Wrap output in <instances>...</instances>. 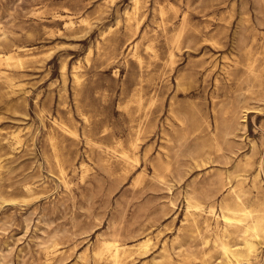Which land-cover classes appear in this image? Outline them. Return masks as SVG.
Instances as JSON below:
<instances>
[{"label": "rangeland", "instance_id": "1", "mask_svg": "<svg viewBox=\"0 0 264 264\" xmlns=\"http://www.w3.org/2000/svg\"><path fill=\"white\" fill-rule=\"evenodd\" d=\"M138 6L0 0V264H264V0Z\"/></svg>", "mask_w": 264, "mask_h": 264}, {"label": "bare ground", "instance_id": "2", "mask_svg": "<svg viewBox=\"0 0 264 264\" xmlns=\"http://www.w3.org/2000/svg\"><path fill=\"white\" fill-rule=\"evenodd\" d=\"M139 0H135V7L136 9L139 7ZM104 36V35H103ZM20 54L16 53V52H0V59H4V60H9L10 59H14V58H19ZM127 155V154H125ZM227 217H232V216H227ZM253 229V233L255 235L259 234V229L257 226V223L253 225L252 227ZM113 236V234H112ZM237 246V245H235ZM228 249V248H227ZM126 249L118 242V240L116 238H108L105 239L102 244L101 247L98 250V254L101 255H107V257H109L111 260H113L115 263H118L123 254L125 253ZM228 251V250H226Z\"/></svg>", "mask_w": 264, "mask_h": 264}]
</instances>
